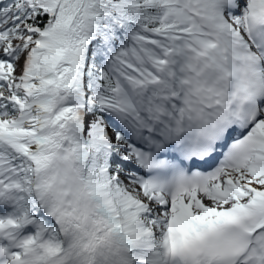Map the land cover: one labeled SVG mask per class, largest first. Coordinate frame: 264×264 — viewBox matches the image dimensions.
Segmentation results:
<instances>
[{"label": "snow or ice", "instance_id": "obj_1", "mask_svg": "<svg viewBox=\"0 0 264 264\" xmlns=\"http://www.w3.org/2000/svg\"><path fill=\"white\" fill-rule=\"evenodd\" d=\"M0 264H264V0H0Z\"/></svg>", "mask_w": 264, "mask_h": 264}]
</instances>
